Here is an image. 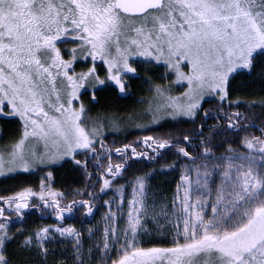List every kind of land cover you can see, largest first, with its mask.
I'll list each match as a JSON object with an SVG mask.
<instances>
[{"label":"snow or ice","instance_id":"1","mask_svg":"<svg viewBox=\"0 0 264 264\" xmlns=\"http://www.w3.org/2000/svg\"><path fill=\"white\" fill-rule=\"evenodd\" d=\"M67 43L73 47L64 48ZM81 62L90 66L77 73ZM137 64L162 66L161 79L169 80L167 87L155 86L165 102L155 109L150 105L153 122L180 116L194 120L209 95L222 106L238 77H251L258 67L264 75V0H0V116L17 117L22 128L0 153V173L71 160L90 178L87 158L92 154L91 159L100 160L95 154L100 127H88L85 106L76 104L80 92L91 89L93 101L106 86L123 94L127 80L137 76ZM172 85L183 87L179 97L165 96ZM239 120V113L229 118L228 130L238 132ZM190 139L184 136L179 155L189 157ZM144 143L155 145L154 151L173 146L170 139L151 136ZM40 144L43 151L30 146ZM242 144L246 154L216 158L201 141L206 161H225L216 165L223 171L214 198L210 180L217 173L204 164L189 170L196 173L194 182L181 174L171 215L165 206L148 216L143 176L131 182L123 229L118 230L116 219L123 199L115 210V199L105 201L103 243L94 246L98 259L91 246L85 254L82 233L63 223L81 209L93 214L94 205L88 199L64 203L63 194L49 186L48 172L38 193L24 189L0 197V264H47L48 245L57 236L71 241L72 264H264V136H246ZM132 152L136 155L135 148ZM79 155L86 159H76ZM108 161L106 167L97 166L102 192L124 167L113 166L110 156ZM123 190L116 188L117 193ZM30 196H38L42 207H36L45 213L52 209L59 223L17 239L9 234L10 226L22 223ZM153 230L170 246L141 247L138 237ZM89 234L91 238V228ZM14 239L16 253L9 254ZM53 264H68V258Z\"/></svg>","mask_w":264,"mask_h":264},{"label":"trees","instance_id":"2","mask_svg":"<svg viewBox=\"0 0 264 264\" xmlns=\"http://www.w3.org/2000/svg\"><path fill=\"white\" fill-rule=\"evenodd\" d=\"M134 66L137 67V76L127 80L128 87L124 94L114 90L113 86H106L103 91L96 94L95 101L92 100L91 89L87 92L83 90L79 95V103H82L87 110L88 127L94 125L100 127V143H97L95 153L100 160L91 159L92 154L87 158V173L90 174V178L85 175L82 167L75 166L69 160L45 167L37 173H15L1 177L0 197L13 196L24 189L35 190L41 179H44V175L51 172L50 187L63 194L64 203L72 199H88L93 205L95 203L100 205L105 195L100 194L102 181L98 182L100 173L97 171V166L106 167L110 156L113 166L121 163L124 165L121 173L113 180L114 188L119 186L127 188L137 176H143L148 183L146 189L149 198L157 202L163 201L174 194L178 180V167L186 163L190 157H183L177 152V147L186 145L184 136L191 138L186 146L189 155L198 154L202 149L201 141H203L204 145L211 149L213 157L232 153L240 154L244 152L242 140L246 136L248 138L264 136V75L261 74V68L255 69L251 77L241 76L233 81L230 85L228 100L222 106L219 99L204 101L194 120L188 117H168L153 122L148 110L150 105L155 109L158 104L159 96L155 94V86L157 84L168 86V83L161 79L165 76V70L163 67L157 70L155 67L143 64ZM85 68L76 67L75 70L80 72ZM175 92V89L171 88L165 96ZM161 103L160 100V105ZM236 113L240 114L238 132L228 130L229 118H233ZM0 130L4 140H7L19 132L20 128L14 119H0ZM146 136L154 139H170L173 146L154 151L155 145L152 147L145 145L144 137ZM177 141H179L178 145ZM125 145L128 147L125 148ZM229 147L232 149L231 152L227 151ZM117 148L121 149L119 154L116 152ZM133 148L136 155L132 152ZM140 153L145 155H139ZM76 159L84 161L86 158L84 155H79ZM89 192L92 196L88 195ZM38 204L41 203L32 200L28 209L22 210L24 212L22 223L12 224L9 230L10 235L18 239L21 235H16L17 228L29 231L31 227L59 223L55 221L52 209H48L45 213L36 207ZM95 211L90 215H86L82 209L75 211L73 216L65 219L63 223L75 228L83 229L87 226L93 228L98 221L97 215L101 209L97 213ZM12 219L16 220L17 217L13 215ZM148 244L141 247L149 248L147 246L153 243ZM7 247L9 254H15L16 240L14 239ZM160 247L165 246L160 245ZM61 250L60 247L54 253L51 250L48 253L47 264H53L54 260L63 261L64 257L68 258V264H72L68 253L65 254Z\"/></svg>","mask_w":264,"mask_h":264},{"label":"rangeland","instance_id":"3","mask_svg":"<svg viewBox=\"0 0 264 264\" xmlns=\"http://www.w3.org/2000/svg\"><path fill=\"white\" fill-rule=\"evenodd\" d=\"M63 47L64 48H71V47H73V44L72 43H67V44L63 45ZM99 63L100 62L98 61L97 64L99 65ZM87 66H90V63L88 65H85L83 62H81V63L76 65V67H86L84 70H81V71H86L87 70ZM77 73H79V71ZM168 75L170 76L171 74L169 73ZM164 82H167L168 85H169V80H165L164 79ZM171 88H174L176 92L168 94V95L179 97L180 94L183 92V87H181L179 85H172ZM82 91H83V89L81 90V92ZM213 99H218V98L209 95V96L205 97L204 101H209V100L211 101ZM160 100L162 101L161 104H163L165 102L164 98L157 97V101H158V104H156L157 106L160 105ZM76 104H77V106H79V104H80L79 100L76 102ZM169 118H171V117H169ZM176 118H179V117H176ZM180 118H185V117L180 116ZM0 119H5V120L14 119V120H16L18 122L19 128H20L19 132H16V134L12 135L11 138H9L7 140H4V138L2 137V135H3L2 131L0 130V153H2L6 148H9L11 146V144L15 140H17L19 138L20 133L22 131V128H21V123H20V121H19V119L17 117L0 116ZM30 146H34L40 151L44 150L42 144H40V145H30ZM189 149H191V148H189ZM243 149H244V152H242L240 154L232 153V154H227V155H220L219 157H221V156L228 157V156H234V155H244V154L247 153L248 150L244 146H243ZM189 156L191 157V159L188 158V161L186 163L180 164L181 166L178 167V180L176 182V187H175V190H174L175 192H174V194H172V196H170L168 199H165L163 201H158L157 202V200H155L153 198L150 199L149 196H148L149 193L147 194V191H146L145 205H146V208L148 209V216L149 217H151L153 215V213H160V210L163 207H165V206H167L169 214L171 215V211H172L171 206H172V204L174 202V199H175V196H176V193H177V186L181 183V180H180L181 174L182 173L188 174L189 178L194 182L196 180V173H195V171L189 172V170L190 169H196L197 166H202L204 164H207L210 170H214L217 173L210 180V186L212 188V196L214 198V196H215V186L220 181L219 173L223 171V168H218V167H216V165L217 164H222L225 161H221L219 159H209V160L206 161L204 159L203 155H202V149L200 150V152L198 154L192 153ZM212 156H214V155H212ZM219 157H216V158H219ZM93 161H95V160H93ZM257 163H259L258 158H257ZM58 164H60V163H58ZM52 166H54V165H52ZM43 168H45V167L44 166H36V167H34L33 170H31L29 172H23V171H18V170L17 171H13V172H8L7 170H5L3 173H0V178L4 177V176L13 175L15 173H37L39 170H41ZM46 177H47V174L44 175V179H46ZM46 182H47V180H46ZM147 184H148L147 180H145V187L146 188H147ZM113 185H115L114 181H111V187H109L108 189H105L103 192L100 191V194L101 195H105V196H104L103 202L100 205L96 204V203L94 205V211L96 210L95 211L96 213L101 209V211H99V213L97 215V218H98L97 220L98 221L95 222L94 227L92 228L90 226H87V228H83V229L82 228H76L78 231H80L82 233V240H83L84 248L86 250L85 254L87 255V249L91 246V247H93V256L96 257L97 259L100 257L101 254L95 251L94 246L99 243V240H100V244L103 243V232H104V228H105V225H106V220H105L104 217H105V213L107 212V208H108V206L105 205V203H104L105 201H111V200L115 199L117 201V204L112 206L113 210H115L117 208V206L119 205L121 199H123V203H124L123 212L122 213L121 212H116V219L119 221V223L117 225L118 230L123 229L124 227H126V216H127V211H128L127 201H128V199L131 198L132 186H128L127 188L124 187L123 188L124 189L123 192L117 193L116 192V188L117 187L114 188L115 186H113ZM49 186H50V184H49ZM39 190H40V184H39L37 189L32 190V191L35 192V193H38ZM54 192H56V191H54ZM45 194L47 195V193H45ZM180 195H181V197L183 196V192L182 191L180 192ZM192 199L196 200L197 199V194L193 193ZM32 200H36V201L40 202L39 199H38V196H30L29 197V204L31 203ZM206 203H210V201H206ZM208 211L210 212V209H208ZM122 215H123L124 219H120V217ZM65 225L67 226L69 224H65ZM40 227H44V226H39V227H36V228L31 227V228H29V231H23L24 229L17 228L20 231L18 232L16 230L15 233H16L17 236H20L21 234H24V233L26 235V234L34 232L36 229H38ZM89 228H91L92 231H93V234L91 235V238H89L90 237ZM83 230H86V231L82 232ZM85 239L87 241L84 242ZM138 239L140 241V246L141 245L142 246L143 245H147L148 243H153V244L151 246H147V247H160V245H163L165 247L170 246V244L167 242V240L164 237L158 236L157 233L154 230L151 231L150 235L141 234L138 237ZM48 247L50 249L49 252H51V250H52L53 253H54V252H56V249L60 247V248H62L61 251L65 252V254L68 253L70 258L72 256V253L70 251V249H71V241L70 240L69 241H61L60 238L57 236V240L55 242H53V243H50L48 245ZM111 251H112V253H114L115 250L113 249Z\"/></svg>","mask_w":264,"mask_h":264}]
</instances>
